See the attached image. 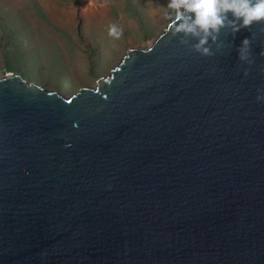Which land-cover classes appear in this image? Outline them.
I'll return each mask as SVG.
<instances>
[{"label": "water", "instance_id": "1", "mask_svg": "<svg viewBox=\"0 0 264 264\" xmlns=\"http://www.w3.org/2000/svg\"><path fill=\"white\" fill-rule=\"evenodd\" d=\"M199 39L69 97L0 78V264H264V20Z\"/></svg>", "mask_w": 264, "mask_h": 264}, {"label": "rangeland", "instance_id": "2", "mask_svg": "<svg viewBox=\"0 0 264 264\" xmlns=\"http://www.w3.org/2000/svg\"><path fill=\"white\" fill-rule=\"evenodd\" d=\"M167 2L0 0V78L18 73L65 97L95 87L128 49H146L164 31ZM112 24L119 39L108 35Z\"/></svg>", "mask_w": 264, "mask_h": 264}, {"label": "clouds", "instance_id": "3", "mask_svg": "<svg viewBox=\"0 0 264 264\" xmlns=\"http://www.w3.org/2000/svg\"><path fill=\"white\" fill-rule=\"evenodd\" d=\"M91 2L92 0H89V3ZM163 17L172 21L175 33L184 32L200 37L195 48L207 56L212 53L204 45L207 44L209 37L216 41L221 28L230 27L231 32L235 34L251 26L253 22L264 20V0H168ZM108 35L119 39L122 29L112 24L108 28ZM237 51L240 60H247L249 64L254 62L249 58L251 56L249 37L241 41ZM260 54L264 55V51ZM244 75H248L247 69L244 70ZM257 93L256 100L264 102V89H258Z\"/></svg>", "mask_w": 264, "mask_h": 264}]
</instances>
